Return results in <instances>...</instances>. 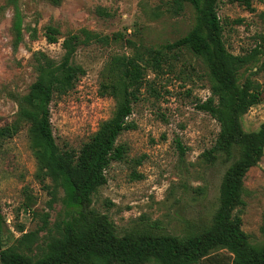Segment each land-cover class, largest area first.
<instances>
[{"label":"rangeland","instance_id":"rangeland-1","mask_svg":"<svg viewBox=\"0 0 264 264\" xmlns=\"http://www.w3.org/2000/svg\"><path fill=\"white\" fill-rule=\"evenodd\" d=\"M18 5L24 18V40L16 48L14 7L9 0H0V128L17 119L22 99L37 81L36 53L58 62L64 54V37L81 35L82 30L110 38L108 45L78 49L74 60L85 75L74 91L51 104L56 143L75 150L89 141L115 109V101L100 93L102 72L110 59L131 56L134 48L129 41L138 46L174 43L195 24L191 5H186L180 17H173L166 0H60L58 4L55 0H18ZM253 8L250 11L220 0L218 16L230 52L243 55L260 47L258 61L241 71L240 83L251 77L264 88V0L253 1ZM49 26L60 30V42H47ZM116 34H120L118 39H114ZM147 79L150 83L142 89L130 116L137 128L119 139L129 148L128 160L114 163L108 170V181L93 196L92 208L108 215L120 236L132 233L186 239L213 224L224 174L238 154L227 164L218 161L212 165L203 157L215 145L220 126L198 109L211 95L201 59L183 51L173 68L160 74L149 72ZM263 123L264 94L261 103L242 118V126L251 133ZM177 140L186 148L184 156ZM35 152L27 126L0 148V221L4 222L3 248H16L38 260L60 236L71 208L64 190L45 177ZM244 188L247 205L242 229L252 245L263 247L264 156L247 173Z\"/></svg>","mask_w":264,"mask_h":264},{"label":"trees","instance_id":"trees-1","mask_svg":"<svg viewBox=\"0 0 264 264\" xmlns=\"http://www.w3.org/2000/svg\"><path fill=\"white\" fill-rule=\"evenodd\" d=\"M253 1L230 0L250 11H254ZM9 2L14 7L12 31L14 46L18 48L24 40V18L18 0ZM219 3L220 0H166L173 17H180L187 4L194 8L193 28L166 45L138 46L129 41L134 48L131 56L114 55L110 59L102 72L100 93L115 101V109L79 150L60 148L56 143L51 104L74 91L85 75L83 67L74 60L78 49L93 44L108 45L110 38L82 30L81 35L64 37L60 61L42 52L35 54L37 81L22 99L17 119L0 128V148L27 126L37 162L45 177L64 190L71 217L64 223L60 236L49 244L47 253L38 260L16 248H3L4 222L0 221L2 264H264V246L252 245L242 229L247 205L244 179L264 156V123L258 131L248 133L243 129L242 118L261 103L264 88L251 77L240 83L241 71L256 64L262 52L258 46L243 55L229 51L218 16ZM60 34L58 28L49 26L45 38L49 44H55L60 42ZM119 37L116 34L114 39ZM262 41L264 44V36ZM183 51L206 65L211 95L198 109L211 115L220 126L215 145L203 154L205 161L212 165L218 161L227 164L236 154L238 159L224 174L220 206L213 224L202 233L186 239L132 233L120 236L110 217L92 208L93 196L107 183V172L113 164L128 160L129 148L119 143V139L137 128L130 116L134 103L140 101L142 89L150 83L149 72L160 74L165 68H173ZM176 145L184 156L186 148L182 142L177 140Z\"/></svg>","mask_w":264,"mask_h":264}]
</instances>
